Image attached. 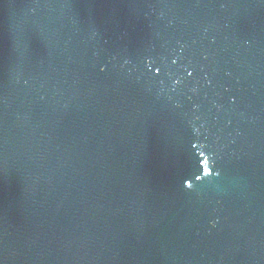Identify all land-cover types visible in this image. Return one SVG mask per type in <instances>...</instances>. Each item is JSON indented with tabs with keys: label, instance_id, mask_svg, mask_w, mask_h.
I'll use <instances>...</instances> for the list:
<instances>
[{
	"label": "water",
	"instance_id": "obj_1",
	"mask_svg": "<svg viewBox=\"0 0 264 264\" xmlns=\"http://www.w3.org/2000/svg\"><path fill=\"white\" fill-rule=\"evenodd\" d=\"M0 264H264V0H0Z\"/></svg>",
	"mask_w": 264,
	"mask_h": 264
}]
</instances>
